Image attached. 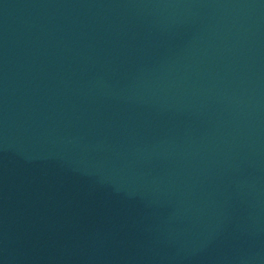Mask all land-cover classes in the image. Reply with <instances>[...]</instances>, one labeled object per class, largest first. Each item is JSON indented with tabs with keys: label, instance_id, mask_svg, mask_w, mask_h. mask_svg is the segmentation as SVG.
Instances as JSON below:
<instances>
[{
	"label": "water",
	"instance_id": "95a60500",
	"mask_svg": "<svg viewBox=\"0 0 264 264\" xmlns=\"http://www.w3.org/2000/svg\"><path fill=\"white\" fill-rule=\"evenodd\" d=\"M0 264H264V0H0Z\"/></svg>",
	"mask_w": 264,
	"mask_h": 264
}]
</instances>
